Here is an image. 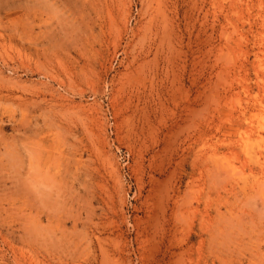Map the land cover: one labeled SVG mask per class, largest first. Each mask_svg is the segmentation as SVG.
I'll return each mask as SVG.
<instances>
[{
    "label": "rangeland",
    "instance_id": "1",
    "mask_svg": "<svg viewBox=\"0 0 264 264\" xmlns=\"http://www.w3.org/2000/svg\"><path fill=\"white\" fill-rule=\"evenodd\" d=\"M168 262L264 264V0H0V264Z\"/></svg>",
    "mask_w": 264,
    "mask_h": 264
},
{
    "label": "bare ground",
    "instance_id": "2",
    "mask_svg": "<svg viewBox=\"0 0 264 264\" xmlns=\"http://www.w3.org/2000/svg\"><path fill=\"white\" fill-rule=\"evenodd\" d=\"M149 1H150V0H149ZM106 6H107V5H106ZM106 6H105V7H106ZM156 7H157V6H156ZM109 13H110V12H109ZM111 18H112V17H111ZM163 24H165V23H163ZM151 25H152V24H151ZM147 26H148V25H147ZM157 27H158V26H157ZM162 27H163V26H162ZM156 34H157V33H156ZM161 35H163V34H161ZM164 35H165V33H164ZM166 36H167V35H165V37H166ZM165 37H164V38H165ZM164 38L161 37L162 41H163ZM149 39H150V38H149ZM154 39H155V38H154ZM159 39H160V38H159ZM167 39H168V38H167ZM162 41H160V42H162ZM160 44H161V43H159V45H160ZM161 45H162V44H161ZM157 47H159V46L157 45ZM160 47H161V46H160ZM163 49H164V48H163ZM160 51H161V50H160ZM145 53H146V52H145ZM156 53H158V52H156ZM160 53H162V52H160ZM156 56H157V55H156ZM171 56H172V55H171ZM171 56H170V57H171ZM133 61H134V60H133ZM168 62H169V61H168ZM155 63H156V62H155ZM169 64H170V63H169ZM137 65H138V64H137ZM138 66H139V65H138ZM168 70H169V69H168ZM127 75H129V74H127ZM144 76H145V74H144ZM135 83H136V82H135ZM144 84H145V83H144ZM171 92H172V91H171ZM157 94H158V93H157ZM170 94H171V93H170ZM129 95H130V94H129ZM132 95H133V94H132ZM146 96H147V95H146ZM148 97H149V96H148ZM146 106H147V105H146ZM162 109H163V108H162ZM165 110H166V109H165ZM151 113H152V112H151ZM145 116H146V115H145ZM138 121H139V120H138ZM171 215H173V214H171ZM173 216H174V215H173ZM173 216H172V218H174ZM174 219H175V218H174ZM174 219H173V220H174ZM166 220H167V219H166ZM170 220H171V219H170ZM168 222H169V221H168ZM171 223H172V222H171ZM171 223H169V226H170ZM174 223H175V222H174ZM174 223H173V225H174ZM163 224H164V223H163ZM173 227H174V226H173ZM175 227H176V226H175ZM166 228H167V227H166ZM171 228H172V227H171ZM162 230H163V229H162ZM167 231H168V230H167ZM172 232H175L174 229H173ZM172 232H171V233H172ZM168 233H169V232H168ZM172 235H173V234H172ZM172 235H171V236H172ZM173 236H174V235H173ZM166 237H167V236H166ZM170 238H171V237H170ZM166 239H167V238H166ZM172 239H173V238H172ZM170 242H171V241H170ZM178 242H179V241H178ZM173 243H174V242H173ZM171 244H172V242H171ZM177 244H178V243H177ZM179 244H180V243H179ZM170 246H171V245H170ZM81 248H82V247H81ZM76 249H77V248H76ZM81 250H82V249H81ZM182 251H183V250H182ZM167 253H168V252H167ZM173 253H174V252H173ZM173 253H172V255H173ZM175 254H176V253H174V255H175ZM172 255H171V256H172ZM174 255H173V256H174ZM169 256H170V254H169ZM169 256H168V257H169ZM173 256H172V257H173ZM169 258H170V257H169ZM174 259H176V258H174ZM171 260H173V259L171 258ZM171 260H170V261H171ZM177 260H178V259H177ZM172 262H174V261H172ZM166 263H167V262H166ZM169 263H170V262H168V264H169Z\"/></svg>",
    "mask_w": 264,
    "mask_h": 264
}]
</instances>
